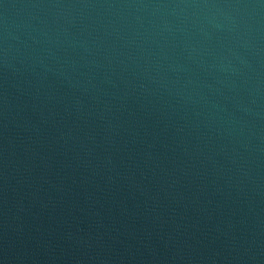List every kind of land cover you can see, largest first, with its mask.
<instances>
[{
  "label": "water",
  "instance_id": "95a60500",
  "mask_svg": "<svg viewBox=\"0 0 264 264\" xmlns=\"http://www.w3.org/2000/svg\"><path fill=\"white\" fill-rule=\"evenodd\" d=\"M0 264H264V0H0Z\"/></svg>",
  "mask_w": 264,
  "mask_h": 264
}]
</instances>
